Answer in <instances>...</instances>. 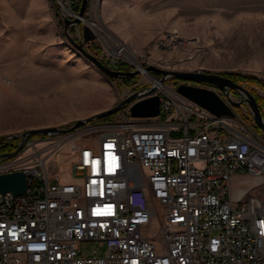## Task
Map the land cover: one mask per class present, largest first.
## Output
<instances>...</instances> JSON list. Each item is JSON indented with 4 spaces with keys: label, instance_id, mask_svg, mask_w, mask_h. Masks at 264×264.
<instances>
[{
    "label": "built area",
    "instance_id": "obj_1",
    "mask_svg": "<svg viewBox=\"0 0 264 264\" xmlns=\"http://www.w3.org/2000/svg\"><path fill=\"white\" fill-rule=\"evenodd\" d=\"M154 79L157 116L135 118L131 103L73 131L29 136L16 153L14 138H0V174L26 179L24 194L0 193V264H264V200L255 193L264 131L239 116L229 88L195 85L234 113L215 116ZM64 151L75 182L54 161ZM236 174L259 182L233 200Z\"/></svg>",
    "mask_w": 264,
    "mask_h": 264
},
{
    "label": "rangeland",
    "instance_id": "obj_2",
    "mask_svg": "<svg viewBox=\"0 0 264 264\" xmlns=\"http://www.w3.org/2000/svg\"><path fill=\"white\" fill-rule=\"evenodd\" d=\"M77 2L0 0V138L42 128L67 130L152 86L145 70L149 77L141 71L132 84L104 77L71 40L114 70L119 63L135 69L124 53H112L123 48L140 68L237 73L264 81V0H88L81 21L70 25L66 35L64 19L77 17L72 11ZM85 27L92 40L84 41ZM165 82L210 85L173 77ZM236 84L264 99L261 86ZM233 91L241 100L242 95ZM260 111L264 117V107ZM237 112L251 127L247 105ZM45 138L34 134L29 139ZM20 139L11 141L19 144ZM70 156L64 151L54 157L64 182H75L69 177ZM255 191L264 200V185Z\"/></svg>",
    "mask_w": 264,
    "mask_h": 264
},
{
    "label": "water",
    "instance_id": "obj_3",
    "mask_svg": "<svg viewBox=\"0 0 264 264\" xmlns=\"http://www.w3.org/2000/svg\"><path fill=\"white\" fill-rule=\"evenodd\" d=\"M88 0H81L80 8L77 13V17L73 20L64 19L65 23V34L67 35V29L70 25L78 24L81 21V17L84 15V11ZM84 41H89L93 39V36L88 31L87 27L84 28ZM72 45H74L81 54L87 58L97 69L98 71L108 79H118V78H131L135 75L139 74L143 69L151 76L152 73H156L160 75L158 81L163 82L168 77H173L177 79H182L188 82H195V83H207L216 88L226 91L227 88L231 90H235L242 95V99L239 102H234V107H239L242 104L247 105L248 109L251 112L252 118L256 123L257 127L264 131V120L261 114L260 108L256 103L255 97L244 87L239 84L234 83L228 78H225L219 74L214 73H204V72H184V71H167L160 69L158 67L149 65L145 68H140L135 66L133 71H118L111 69L110 67L104 65L102 62L97 60L94 56L90 55L83 49L82 43L77 44L73 40H71ZM154 77V76H153ZM155 78V77H154ZM176 91L186 97L187 99L191 100L192 102L198 104L199 106L205 108L215 116H230L234 115L232 109L227 106L222 99L212 90L206 88H200L197 86H192L188 84H179L176 88ZM144 92L143 94L149 95L145 98H141L140 93ZM154 92V87L151 86L144 91L140 90L135 92L123 100H121L115 107L105 110L103 112L97 113L91 117L80 119L76 121L70 128L66 131H73L76 128H79L83 124L87 122H91L93 120H101L106 119L108 117L113 116L116 114L122 107L131 104L130 107V114L135 118H142V117H154L159 114V97L157 95H151ZM57 128H42V129H34L27 132H24L20 135H13L10 136L11 138H17L21 136L22 142L19 144L17 150L18 152L23 143L27 140V138L34 134H48L53 131H57ZM13 153V154H15ZM12 155V154H11ZM10 154L5 155V157H10ZM26 190V179L25 175L22 172H12L6 174H0V193H4L7 191L12 192L14 195H22Z\"/></svg>",
    "mask_w": 264,
    "mask_h": 264
},
{
    "label": "trees",
    "instance_id": "obj_4",
    "mask_svg": "<svg viewBox=\"0 0 264 264\" xmlns=\"http://www.w3.org/2000/svg\"><path fill=\"white\" fill-rule=\"evenodd\" d=\"M80 2L81 1H78L74 5V7L72 8L73 12H78L79 11ZM116 70L126 72V71H129L130 68L127 65L123 64V63H119L117 65V67H116ZM221 75L231 79L235 83L251 82V83H253L255 85L261 86L264 89V81H260L259 79L255 78V77H252V76L239 75L237 73H225V74H221ZM123 79H124V81H126L129 84L134 83V78L133 77H131V78H123ZM254 97H255L256 103L258 104L260 110H262L263 107H264V99H262L261 97H258V96H254ZM8 146L12 147V149L15 150V149H17L18 144L15 143V141H12ZM4 148L5 149H3V150H6V147H4Z\"/></svg>",
    "mask_w": 264,
    "mask_h": 264
},
{
    "label": "crops",
    "instance_id": "obj_5",
    "mask_svg": "<svg viewBox=\"0 0 264 264\" xmlns=\"http://www.w3.org/2000/svg\"><path fill=\"white\" fill-rule=\"evenodd\" d=\"M258 179L251 176V175H241V174H236L234 175L229 183L230 187V197L234 200L237 198L239 191L244 188H250L254 187L258 183ZM239 183H246L245 186L243 187H238Z\"/></svg>",
    "mask_w": 264,
    "mask_h": 264
},
{
    "label": "bare ground",
    "instance_id": "obj_6",
    "mask_svg": "<svg viewBox=\"0 0 264 264\" xmlns=\"http://www.w3.org/2000/svg\"><path fill=\"white\" fill-rule=\"evenodd\" d=\"M87 23L88 26L94 28V27H97V25H95L94 23L92 22H88V21H85ZM118 52H122L126 55V57L135 65V66H138L140 67V65L138 64V62L136 61V59L134 58L133 54L128 51V50H124L123 48H119L118 51H112L113 54H117ZM143 73H145L148 77V73H146L143 69H141ZM151 76V75H150ZM151 81L155 84V86L157 85L158 86V82L151 76Z\"/></svg>",
    "mask_w": 264,
    "mask_h": 264
},
{
    "label": "snow or ice",
    "instance_id": "obj_7",
    "mask_svg": "<svg viewBox=\"0 0 264 264\" xmlns=\"http://www.w3.org/2000/svg\"><path fill=\"white\" fill-rule=\"evenodd\" d=\"M85 155H87V154H85ZM112 160H113V163L109 165V171H113L114 170L115 158L113 157Z\"/></svg>",
    "mask_w": 264,
    "mask_h": 264
},
{
    "label": "flooded vegetation",
    "instance_id": "obj_8",
    "mask_svg": "<svg viewBox=\"0 0 264 264\" xmlns=\"http://www.w3.org/2000/svg\"><path fill=\"white\" fill-rule=\"evenodd\" d=\"M154 74H156V73H154ZM119 79H123V78H119Z\"/></svg>",
    "mask_w": 264,
    "mask_h": 264
}]
</instances>
